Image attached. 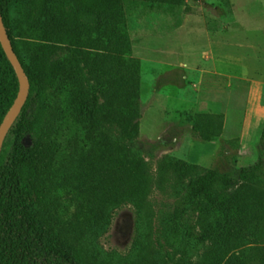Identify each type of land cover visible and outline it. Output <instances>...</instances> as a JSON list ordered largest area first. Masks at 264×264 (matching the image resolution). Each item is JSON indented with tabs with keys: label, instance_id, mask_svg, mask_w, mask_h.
<instances>
[{
	"label": "trees",
	"instance_id": "1",
	"mask_svg": "<svg viewBox=\"0 0 264 264\" xmlns=\"http://www.w3.org/2000/svg\"><path fill=\"white\" fill-rule=\"evenodd\" d=\"M137 2L163 8L183 0H27L18 18L14 0H0L5 29L30 79L28 98L0 151V264H110L90 254L86 241L69 228L55 169L71 153L73 122L83 121L94 186L115 192L136 175L130 148L141 112L142 60L134 55L129 11ZM27 36L39 39L31 61L20 45ZM21 89L0 38V126ZM190 118L204 140L224 130L223 112H196ZM159 167L164 175L173 172L172 216L184 240L220 242L225 253L214 264H264V152L256 162L230 170L172 153ZM24 180L29 196L47 207L46 219L29 218ZM198 212L217 219L196 231L192 220ZM167 253L168 264H194L187 254Z\"/></svg>",
	"mask_w": 264,
	"mask_h": 264
},
{
	"label": "rangeland",
	"instance_id": "2",
	"mask_svg": "<svg viewBox=\"0 0 264 264\" xmlns=\"http://www.w3.org/2000/svg\"><path fill=\"white\" fill-rule=\"evenodd\" d=\"M14 2L18 18L27 0ZM19 25L15 21V30ZM129 30L134 55L142 60L141 112L130 148L136 175L115 192L98 190L87 170L84 122L74 121L71 153L55 169L69 228L90 254L110 264H168L167 251L214 264L225 247L217 240L194 245L179 235L172 216L174 175L162 174L159 162L172 153L230 170L264 152V0H183L163 8L137 2L130 7ZM36 41L21 40L29 61ZM196 112H223L222 134L199 137L190 118ZM23 185L29 218L46 219L47 207L29 196L26 180ZM216 219L198 212L192 224L200 232Z\"/></svg>",
	"mask_w": 264,
	"mask_h": 264
},
{
	"label": "water",
	"instance_id": "3",
	"mask_svg": "<svg viewBox=\"0 0 264 264\" xmlns=\"http://www.w3.org/2000/svg\"><path fill=\"white\" fill-rule=\"evenodd\" d=\"M0 38L2 40L4 48L6 49L7 53L12 58L13 62L15 63L17 70L19 72V75L22 79V89H21L20 95L18 96L14 104L11 106L10 110L8 111V113L6 114L4 118V121L2 122L0 126V151H1V147H2L4 138L6 136L8 129L10 128L11 124L17 117L22 106L24 105L25 101L28 98L29 89H30V79L22 63V60L20 59L17 51L15 50V47L9 35L7 34V31L5 29V26L2 20L1 13H0Z\"/></svg>",
	"mask_w": 264,
	"mask_h": 264
},
{
	"label": "crops",
	"instance_id": "4",
	"mask_svg": "<svg viewBox=\"0 0 264 264\" xmlns=\"http://www.w3.org/2000/svg\"><path fill=\"white\" fill-rule=\"evenodd\" d=\"M181 63H183V62H181ZM180 67H182V65H180ZM183 68H185V67H183ZM262 74H264V72ZM255 87H257V85ZM253 90H256V89H253ZM253 90H252V93H253Z\"/></svg>",
	"mask_w": 264,
	"mask_h": 264
}]
</instances>
